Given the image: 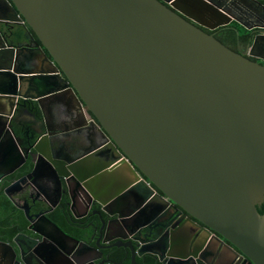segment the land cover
Segmentation results:
<instances>
[{
    "label": "water",
    "instance_id": "water-1",
    "mask_svg": "<svg viewBox=\"0 0 264 264\" xmlns=\"http://www.w3.org/2000/svg\"><path fill=\"white\" fill-rule=\"evenodd\" d=\"M163 1L0 0V23L23 25L28 40L9 42L0 31L3 154L15 168L27 160L33 174L39 140L34 132H26L23 143L16 140L10 133L14 115L22 117L27 108L40 112V126L47 129L41 135L50 151L59 138L47 128L46 108H63L69 99L82 102L112 149L127 156L135 177L133 167L218 243L264 264V209L257 211L264 202V64L199 27L215 29L231 21L257 27L261 30L249 52L264 51V2ZM230 9L263 21L243 24ZM64 115L75 127L74 116ZM70 143L79 152L60 162L66 171L57 175L76 182L81 201L86 195L101 206L105 218L92 231L97 250L116 238L120 243L112 246L124 251L119 261L109 254L77 261L65 253L70 262L125 264L128 257V264H137L136 257L146 255L161 264L192 261L194 239L179 240L174 251L173 239L155 222L158 206L143 201L124 211L127 197L132 203L137 198V179L123 182L114 171L119 162H101L102 144L84 152L77 136ZM97 191L108 194L99 200ZM0 244L7 250L8 244ZM36 255L41 258L42 252ZM20 261L26 264L23 252Z\"/></svg>",
    "mask_w": 264,
    "mask_h": 264
},
{
    "label": "flooded vegetation",
    "instance_id": "flooded-vegetation-1",
    "mask_svg": "<svg viewBox=\"0 0 264 264\" xmlns=\"http://www.w3.org/2000/svg\"><path fill=\"white\" fill-rule=\"evenodd\" d=\"M260 1L264 2V0ZM230 11L246 25L263 21L256 17L248 19L247 15H242L241 11L236 9H230ZM235 24L241 26L238 30L243 29L251 32V43L261 30L257 27L246 29L244 25L236 22ZM199 27L212 34L216 33L217 29H208L200 25ZM25 41L28 40L23 42ZM251 43L245 50L240 48V52L250 59L264 64V51L255 49L253 54H250ZM46 114L48 130H54L59 138V144L51 145L50 151L45 146L46 142H49L48 138L41 135L47 129L44 125L40 126V112L34 113L32 121L24 120L17 113L10 122L12 130L10 133L13 132V137L16 140L23 143L26 132H34L39 140L38 147L41 154L36 158L38 167L33 174H29L32 167L29 166L27 160L23 165L15 168L14 161L9 162L7 156L3 154L6 138L5 141L0 142V242L8 244L7 250L4 252L2 251L3 245L0 244V264H22L20 261L22 252L26 258V264H73L67 259L65 253H72L77 261L87 257L95 258L97 261V258L100 256L103 258L107 254L114 261H119L122 258L123 249L112 246L114 243H120L116 238L100 243V246H106L105 248L99 250L96 248L99 242L97 237L92 236L93 226L96 223L99 225V218H105L99 203L86 195L81 201V197L78 198L79 187L76 182L69 179L67 183L65 177L57 175L58 172L66 171L63 163L60 162L70 160L79 152L71 147L70 142L74 136L79 138L82 143L81 149L84 152L95 144H102L104 147L97 157L101 162L104 159L119 162L114 171L123 179V182L126 179L129 181L137 179L136 183L139 189L136 191L137 198L132 203L131 197H127V203L130 205L123 208L125 212L136 204H142L143 201L148 203V206H158L159 212L156 214L155 222L162 225L158 227L165 230L169 240L173 239L174 251L179 250L175 244L179 240L185 237L194 239L191 249L194 257L189 264H253L247 257L231 252L224 244L218 243L201 229L200 223L186 214L176 203L169 199L164 200L161 197L164 196L163 193L149 182L144 174L133 167L136 171L135 177L134 172L129 168L130 161L127 156L120 149H112L110 142L102 137L98 132L96 119L84 103L69 99L68 104L63 108L55 104L51 108H46ZM64 114L74 116L75 127L65 122ZM0 123H4L2 118H0ZM8 145L12 147L9 140ZM48 155L52 157L53 161L59 162V165H53V161H49ZM115 184L113 188L120 186L121 181L119 180L118 184ZM71 193L74 196V202L70 200ZM107 194L102 195L97 191V198L103 200ZM111 224L115 225L114 222ZM58 229L59 231H56ZM35 230L43 232L49 239L42 240ZM114 233L125 234L117 229ZM75 246L78 247L77 250H74ZM37 249L40 250L35 251ZM38 252H42L41 258L36 255ZM56 257L61 258L62 263L56 260ZM136 261L137 264H161L148 255L144 259L137 256ZM128 263L129 258L127 257L125 264Z\"/></svg>",
    "mask_w": 264,
    "mask_h": 264
},
{
    "label": "trees",
    "instance_id": "trees-1",
    "mask_svg": "<svg viewBox=\"0 0 264 264\" xmlns=\"http://www.w3.org/2000/svg\"><path fill=\"white\" fill-rule=\"evenodd\" d=\"M9 29L11 30V35L9 34ZM31 31V29L28 27ZM0 31L6 35L9 42H22L25 40L26 30L23 25L13 24L4 25L0 23ZM241 32V33H240ZM215 38L221 41L224 45L228 46L236 52L247 49L251 43L252 34L246 30H238L235 23L230 22L227 25L220 26L216 29V33L213 34ZM264 209V204L257 207V211L262 213Z\"/></svg>",
    "mask_w": 264,
    "mask_h": 264
},
{
    "label": "crops",
    "instance_id": "crops-1",
    "mask_svg": "<svg viewBox=\"0 0 264 264\" xmlns=\"http://www.w3.org/2000/svg\"><path fill=\"white\" fill-rule=\"evenodd\" d=\"M232 23H235L234 21H232ZM237 23V22H236ZM236 26H237V28L239 29L241 26H239V25H237L236 24ZM34 93V92H33ZM24 113L23 114H21V116H22V118L24 119V120H26V121H32V119H33V116H34V113H35V110H30V109H25L24 111H23Z\"/></svg>",
    "mask_w": 264,
    "mask_h": 264
}]
</instances>
